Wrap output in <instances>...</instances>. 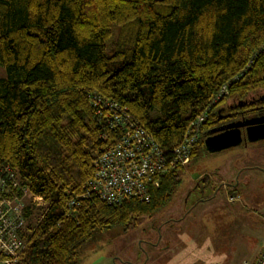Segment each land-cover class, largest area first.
I'll use <instances>...</instances> for the list:
<instances>
[{
  "label": "trees",
  "instance_id": "obj_1",
  "mask_svg": "<svg viewBox=\"0 0 264 264\" xmlns=\"http://www.w3.org/2000/svg\"><path fill=\"white\" fill-rule=\"evenodd\" d=\"M0 67V170L18 177L8 198L46 203H24L31 237L15 264H78L93 238L157 215L179 184L160 177L148 203L87 197L127 129L115 121L171 151L204 116L191 161L221 110L264 91V0H0Z\"/></svg>",
  "mask_w": 264,
  "mask_h": 264
},
{
  "label": "rangeland",
  "instance_id": "obj_2",
  "mask_svg": "<svg viewBox=\"0 0 264 264\" xmlns=\"http://www.w3.org/2000/svg\"><path fill=\"white\" fill-rule=\"evenodd\" d=\"M177 175L176 192L161 212L126 231L100 233L78 264H252L264 239V140L199 155ZM237 193L240 200L227 202ZM21 202L42 205L26 191ZM179 214L158 236L160 224Z\"/></svg>",
  "mask_w": 264,
  "mask_h": 264
},
{
  "label": "built area",
  "instance_id": "obj_3",
  "mask_svg": "<svg viewBox=\"0 0 264 264\" xmlns=\"http://www.w3.org/2000/svg\"><path fill=\"white\" fill-rule=\"evenodd\" d=\"M225 93L223 89L219 95ZM115 122L126 124L127 129L117 146L104 151L87 186V197L94 195L109 205H121L129 200L148 203L151 191L160 185V177L186 167L193 144L199 139L204 116L189 125L183 141L171 151L163 150L138 123L125 118ZM17 187L14 173L10 169L0 170V264H15L31 237L25 230L24 203L18 197L8 198L12 188ZM240 199L239 194L227 196L233 203ZM41 204L46 206L43 200ZM253 264H264V240Z\"/></svg>",
  "mask_w": 264,
  "mask_h": 264
},
{
  "label": "water",
  "instance_id": "obj_4",
  "mask_svg": "<svg viewBox=\"0 0 264 264\" xmlns=\"http://www.w3.org/2000/svg\"><path fill=\"white\" fill-rule=\"evenodd\" d=\"M244 127L245 133L242 134ZM207 133L204 141V148L207 153H217L249 141L264 140V116L259 119H249L241 123H234V125L229 124L211 129Z\"/></svg>",
  "mask_w": 264,
  "mask_h": 264
},
{
  "label": "flooded vegetation",
  "instance_id": "obj_5",
  "mask_svg": "<svg viewBox=\"0 0 264 264\" xmlns=\"http://www.w3.org/2000/svg\"><path fill=\"white\" fill-rule=\"evenodd\" d=\"M248 101V102H247ZM245 101L244 105L239 104V108L240 110H235V111H224L221 113H219V117L217 118V120L215 121V123H213V125H211L207 131H210L211 129H216L219 127H224L225 125H234V123H241L245 120H249V119H259L261 117L264 116V91L261 92L259 95L257 94L256 97L255 96H250V98ZM231 106V105H230ZM247 107V108H246ZM207 131L205 132V135L203 136V144L206 138V135L208 134ZM245 133V127L242 128V134ZM179 218H171V221H166L165 223H161L160 224V228L157 231L158 236L162 235V229L165 226H174V224L176 222H179V220L182 219L181 216H178ZM179 219V220H178Z\"/></svg>",
  "mask_w": 264,
  "mask_h": 264
},
{
  "label": "crops",
  "instance_id": "obj_6",
  "mask_svg": "<svg viewBox=\"0 0 264 264\" xmlns=\"http://www.w3.org/2000/svg\"><path fill=\"white\" fill-rule=\"evenodd\" d=\"M203 146H204V144H203ZM207 152L205 151V148H204V154H206ZM190 161V160H189ZM188 164V163H187ZM187 168V165H186V167L185 168H183V169H180L179 171H181V170H184V169H186ZM178 173V172H177ZM238 194V193H237ZM240 195V194H239ZM227 202H229L228 200H227ZM229 203H233V202H229ZM181 214H179L178 216H180ZM182 217V216H181ZM264 240V239H263ZM263 240H262V242H263ZM260 252H261V246H260V250H259V252H257L251 259H253L252 261H250L252 264L258 259V257H259V255H260Z\"/></svg>",
  "mask_w": 264,
  "mask_h": 264
}]
</instances>
